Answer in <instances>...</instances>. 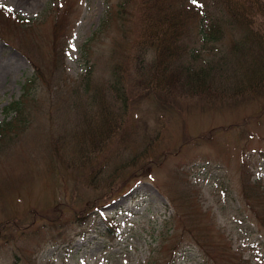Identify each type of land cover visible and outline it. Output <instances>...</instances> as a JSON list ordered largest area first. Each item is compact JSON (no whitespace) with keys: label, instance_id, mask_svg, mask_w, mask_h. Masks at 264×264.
I'll return each mask as SVG.
<instances>
[{"label":"rangeland","instance_id":"obj_1","mask_svg":"<svg viewBox=\"0 0 264 264\" xmlns=\"http://www.w3.org/2000/svg\"><path fill=\"white\" fill-rule=\"evenodd\" d=\"M138 1L0 0V264H264V97L234 75L254 46L225 25L215 65L192 19L185 62L215 80L174 77L164 110L133 97Z\"/></svg>","mask_w":264,"mask_h":264},{"label":"trees","instance_id":"obj_2","mask_svg":"<svg viewBox=\"0 0 264 264\" xmlns=\"http://www.w3.org/2000/svg\"><path fill=\"white\" fill-rule=\"evenodd\" d=\"M220 1L221 8L213 14H206L204 10L194 7H176L174 0H139L137 2L135 39L132 44L137 54L134 53L133 59L138 66V73L142 71L143 67L144 69L139 83L143 90L139 92L140 94H136L134 87H132L134 98L137 95L141 100L153 99L156 106L167 110L176 107L178 96H181L177 92L179 87L172 83L174 77L178 76L179 80H182L184 85L189 88L196 83L207 85L209 78V81L213 83L215 80L213 74L205 75L203 70L194 69L188 62L189 59L192 61L200 59L196 51H188L185 43V33L189 24L192 23V19H196L199 28L198 33L201 34L206 44L218 50L219 56L218 60L214 62L215 65L222 64L224 66L228 62L231 63L229 58L241 54L246 44L251 43L254 46V48L251 47V52L255 54V57L251 56L249 65L243 66L241 69L235 68L234 75L242 84L245 83V90H248L253 98L264 97V38L253 31L250 19L254 13L262 12L264 5L259 0ZM12 16H15L13 12L5 7L0 8V19ZM21 21L27 23L23 19ZM225 25H228L229 30L238 25L242 31H245V36L243 35L239 42L240 45L233 38L232 43L235 44L231 46L230 54L232 56L229 57H225L221 50L225 38L223 31ZM149 51L153 54V65L147 68L144 58L149 54ZM249 52L246 48L242 57H247ZM187 54L189 58L185 62ZM34 67L35 72L41 69ZM38 75L43 77L42 73ZM124 94H126V89ZM127 99V96H124V102ZM21 104L15 102L12 107L18 112ZM139 171L143 172L142 170Z\"/></svg>","mask_w":264,"mask_h":264},{"label":"snow or ice","instance_id":"obj_3","mask_svg":"<svg viewBox=\"0 0 264 264\" xmlns=\"http://www.w3.org/2000/svg\"><path fill=\"white\" fill-rule=\"evenodd\" d=\"M192 2L195 4L197 2V0H192ZM9 11H11V9H9Z\"/></svg>","mask_w":264,"mask_h":264}]
</instances>
